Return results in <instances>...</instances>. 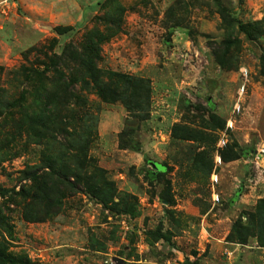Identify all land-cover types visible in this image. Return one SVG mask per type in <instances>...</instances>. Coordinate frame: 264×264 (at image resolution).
<instances>
[{
    "label": "rangeland",
    "instance_id": "obj_1",
    "mask_svg": "<svg viewBox=\"0 0 264 264\" xmlns=\"http://www.w3.org/2000/svg\"><path fill=\"white\" fill-rule=\"evenodd\" d=\"M76 2L60 27L57 4L0 0V250L18 264H264L247 256L255 238L214 244L264 199L250 154L264 147V0ZM91 41L104 83L131 77L121 98L102 100L75 65ZM54 170L70 183L51 200ZM247 189L256 203L235 205Z\"/></svg>",
    "mask_w": 264,
    "mask_h": 264
},
{
    "label": "trees",
    "instance_id": "obj_2",
    "mask_svg": "<svg viewBox=\"0 0 264 264\" xmlns=\"http://www.w3.org/2000/svg\"><path fill=\"white\" fill-rule=\"evenodd\" d=\"M60 27H70V25L60 26ZM61 33H63V32H61ZM97 42H98V39H97ZM89 45L90 46L87 48V49H89L88 53H78V54H76L75 57H72L73 60L75 61V65H78V68L79 67L85 68V72H86L87 76L92 80L93 86L96 87L95 92L98 94V96L102 100L107 101V100L117 99V97L121 98V93L118 91V88L125 85L126 83L132 82L130 80L131 77H128V76H125L122 74H118V73H110L109 76L111 77V79H115L114 81L118 82V84L112 85V84L104 83L103 79L101 78L102 74L99 71L96 73V62L99 59V49H98V47L93 45L92 41L90 42ZM23 56H24V60L26 62H29L28 55L26 53H24ZM51 61H53V60L51 59ZM261 61L264 64V57H262ZM55 65H56V63H55ZM59 73H60V75L63 76L62 71ZM86 82L87 81H84V84ZM10 105H12V103ZM2 106H3V104L0 101V110L2 109ZM5 106H7V105H5ZM50 106H51L50 104L45 105L43 108V112H45V113L49 112ZM45 129L49 130V129H51V127L45 126ZM78 150L79 151L76 154H73V152H71L70 156L77 158L78 161L80 162V166L83 169L84 167L89 165V162L86 158V155H83L85 159H81V156H82L83 151H84L83 147H79ZM85 154H86V152H85ZM220 154H221L222 160H234V159H237L239 157V154L237 151H233V153L229 156L228 159L225 158V155L223 153H220ZM48 161H50L48 167L53 168V165H54L53 159L51 157H49L47 159V162ZM71 172H72V175H73L75 180H77L78 182H83V188H85V191L86 192H88V191L93 192V194H94V196H96L97 200L100 201L104 206H107L108 202H113V198L111 197L112 192L101 190V187L98 185H94V186L92 185L93 184V176L92 175L83 174L82 171L79 172L78 169H71ZM53 175L55 176V179L57 180L58 184H52V185L51 184H44V185H42L40 195L43 192L45 194V197L47 195L48 199L52 200L51 196L53 194V199L56 200L57 195H56V192H54V191L57 190L58 192H60V194H63V191L58 189V186L60 185V187L63 188L65 185H68L70 182L66 183L64 181V179H66V176L68 175L64 172H61V171L58 172L57 170H54ZM36 178L37 177H34V179H36ZM71 186H73V184ZM73 188L80 189V185H77V182H74ZM80 190H84V189H80ZM50 191H52V192H50ZM70 192H74V191H70ZM113 204L116 205L115 202H113ZM246 215H247V222L243 223L241 220V217H240L239 220H236L232 224L230 231L226 236V240L230 241V242L239 243V244H247V242L250 238H255L257 241V245L264 247V199L258 200L255 207H254V210L248 211L246 213ZM39 218H41V217H35V219H37V220H39ZM153 233L157 236L158 239L162 238L165 240H169L165 234L160 232L159 229H155V231H153ZM0 261L3 264H18L15 261V259L13 258V256L5 254L2 250H0Z\"/></svg>",
    "mask_w": 264,
    "mask_h": 264
},
{
    "label": "crops",
    "instance_id": "obj_3",
    "mask_svg": "<svg viewBox=\"0 0 264 264\" xmlns=\"http://www.w3.org/2000/svg\"><path fill=\"white\" fill-rule=\"evenodd\" d=\"M31 2L33 3H39L40 5H50L51 3H53L54 5L57 4L58 6V10L60 8V10L57 12V9H56V6L54 7V13L53 15H55V17H52L53 19L51 20H56V19H60L63 20V24L65 25H71L73 24V21L74 19L71 17L70 13L69 12H72V10L74 11L75 9V13H81V8H80V5L76 2V0H31ZM53 7V6H52ZM63 8L67 9L66 10V13H63ZM78 18V17H77ZM76 18V19H77ZM75 19V20H76ZM49 20V21H51ZM66 21V22H65ZM57 22V21H56ZM54 23V24H62V23ZM250 154H252L253 156L255 155V162H257V164H262L264 165V158H261V157H258L260 154L258 153V150L255 149V152L253 150L250 151ZM257 154V155H256ZM262 159V160H261ZM261 160V161H260ZM253 196V191L251 189H247L246 191H243V194H240L239 198L235 200V205H243V206H246V205H254L256 203V200H253L252 198ZM259 197V196H258ZM257 197V198H258ZM228 230L226 229L224 232H223V237H220V235L222 234V232L219 231V236L217 238H215L216 241H218L217 243H214L216 246L218 245V247L222 248L225 246V248H230L232 246V243H230V246H228L229 242H226L224 240V236L227 235L226 233ZM221 243V244H219ZM254 244H256V241L254 239L253 241ZM252 248H250L251 250L247 253V256L249 258H253V259H250L252 260L254 263L255 262H258L257 261V257L259 260H262L264 257L262 256V254H264V247H258L256 246V249L255 250V246H251ZM254 247V249H253ZM226 248V250H227ZM258 249H261V251L258 252Z\"/></svg>",
    "mask_w": 264,
    "mask_h": 264
},
{
    "label": "water",
    "instance_id": "obj_4",
    "mask_svg": "<svg viewBox=\"0 0 264 264\" xmlns=\"http://www.w3.org/2000/svg\"><path fill=\"white\" fill-rule=\"evenodd\" d=\"M253 151L255 152V150H253ZM149 163H150V166L152 168L157 169V170L161 169V165L159 163H155V162H152V161H150ZM117 261H118L117 264H121L122 260L120 258H117Z\"/></svg>",
    "mask_w": 264,
    "mask_h": 264
},
{
    "label": "built area",
    "instance_id": "obj_5",
    "mask_svg": "<svg viewBox=\"0 0 264 264\" xmlns=\"http://www.w3.org/2000/svg\"><path fill=\"white\" fill-rule=\"evenodd\" d=\"M259 154H264V147L260 148L258 151Z\"/></svg>",
    "mask_w": 264,
    "mask_h": 264
}]
</instances>
